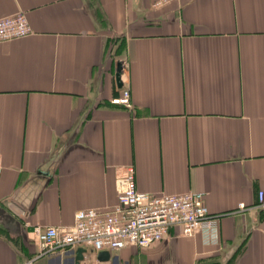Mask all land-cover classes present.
Masks as SVG:
<instances>
[{
	"label": "crops",
	"instance_id": "1",
	"mask_svg": "<svg viewBox=\"0 0 264 264\" xmlns=\"http://www.w3.org/2000/svg\"><path fill=\"white\" fill-rule=\"evenodd\" d=\"M158 1L0 0L33 30L0 44V264H77L37 258L32 227L113 209L130 167L141 192L203 193L217 235L79 264H264V211L235 213L264 192V0Z\"/></svg>",
	"mask_w": 264,
	"mask_h": 264
},
{
	"label": "built area",
	"instance_id": "2",
	"mask_svg": "<svg viewBox=\"0 0 264 264\" xmlns=\"http://www.w3.org/2000/svg\"><path fill=\"white\" fill-rule=\"evenodd\" d=\"M178 0H159L154 8ZM33 30L24 12L0 19V44L27 38ZM121 78L126 82L127 64L123 63ZM113 105L132 109L130 90L125 87L111 100ZM0 166V178H1ZM119 203L113 209H88L78 212L71 227H32L33 240L39 245L37 258L58 252L85 248L94 254L126 248L148 249L165 240L173 228L182 229L183 236L193 238L205 233L217 235L220 218L210 214L203 193L155 195L137 187L134 168L124 169L117 177ZM264 211V192L252 208L241 204L235 213ZM28 226H30L28 224ZM32 264V262H30Z\"/></svg>",
	"mask_w": 264,
	"mask_h": 264
},
{
	"label": "water",
	"instance_id": "3",
	"mask_svg": "<svg viewBox=\"0 0 264 264\" xmlns=\"http://www.w3.org/2000/svg\"><path fill=\"white\" fill-rule=\"evenodd\" d=\"M117 82H118V85L120 88L123 87V84L121 83V70H119L118 74H117ZM89 253V250L85 249V248H79L77 251H76V263L79 264L81 262H83L86 258V256L88 255ZM111 256V252L109 251H103V252H100L98 254V258L99 260L101 261H107L109 260Z\"/></svg>",
	"mask_w": 264,
	"mask_h": 264
},
{
	"label": "rangeland",
	"instance_id": "4",
	"mask_svg": "<svg viewBox=\"0 0 264 264\" xmlns=\"http://www.w3.org/2000/svg\"><path fill=\"white\" fill-rule=\"evenodd\" d=\"M123 63H124V62H123ZM123 63H122V64H123Z\"/></svg>",
	"mask_w": 264,
	"mask_h": 264
}]
</instances>
